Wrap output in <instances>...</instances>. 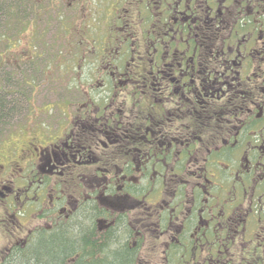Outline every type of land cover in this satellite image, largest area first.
I'll return each mask as SVG.
<instances>
[{
	"label": "flooded vegetation",
	"instance_id": "obj_1",
	"mask_svg": "<svg viewBox=\"0 0 264 264\" xmlns=\"http://www.w3.org/2000/svg\"><path fill=\"white\" fill-rule=\"evenodd\" d=\"M41 1L15 64L58 8L61 49L0 137V264H264V0Z\"/></svg>",
	"mask_w": 264,
	"mask_h": 264
},
{
	"label": "rangeland",
	"instance_id": "obj_2",
	"mask_svg": "<svg viewBox=\"0 0 264 264\" xmlns=\"http://www.w3.org/2000/svg\"><path fill=\"white\" fill-rule=\"evenodd\" d=\"M34 1L35 3L38 2V0ZM47 1L48 0H43L41 2L45 3ZM35 3H32L31 0H0V52H3V61L5 62L3 64L4 73L2 71L3 78L2 80L0 79V96L1 98H4V102L7 106V111L4 114H0L1 139L5 136L7 137L6 134L8 132L6 131L12 129L13 127V123L11 122V109L13 108V99L26 98L29 95L28 89H26V87L22 88L23 90H21L20 88L21 82L25 81L26 74H28L26 71H28L33 64L36 66H47L50 63H52V65H56L54 61L61 49V46H59L58 44V38L55 37L58 25L54 22H57V15L58 13H61V8H58L59 12L53 9L49 12L48 20L52 19L53 23L52 21H50V24H48V27H46L49 32H45L44 39L42 41V44H44L43 48L46 50V54L41 59H36L34 63L27 62L26 56H23L22 58L18 59L19 65L17 66L15 64V60L18 57L22 56L20 52H22L25 42L28 41L27 35L30 32V22L28 21L32 17L31 9L35 5ZM45 4L47 5V3ZM43 15L44 13H42L41 15L42 18L38 17L39 19L34 20V23H36V25L40 28L43 24V19H45ZM12 20H16V30H14L13 28L12 30H10V24L12 23ZM11 38H15L16 40V48H12L14 49L13 51H11V48H8L6 46L7 41ZM30 43L34 44L33 46H35V52L40 50L38 45L41 43V41L35 39L32 42L30 41ZM15 56H17V58H15ZM16 66L18 68H21V72L23 73L17 74L16 79L14 80L10 79L13 85L9 84L8 86L7 83L3 80L11 76L10 72H13L14 67ZM19 71L20 70H18V72ZM15 81L17 84H14ZM16 88L17 90H15ZM18 110L25 116L26 111L28 110V106L23 102L22 104L18 105ZM8 137V139H10V136Z\"/></svg>",
	"mask_w": 264,
	"mask_h": 264
},
{
	"label": "trees",
	"instance_id": "obj_3",
	"mask_svg": "<svg viewBox=\"0 0 264 264\" xmlns=\"http://www.w3.org/2000/svg\"><path fill=\"white\" fill-rule=\"evenodd\" d=\"M0 100H2L0 101V114L2 113L4 114L7 111V106L4 102V98H1V96H0Z\"/></svg>",
	"mask_w": 264,
	"mask_h": 264
}]
</instances>
